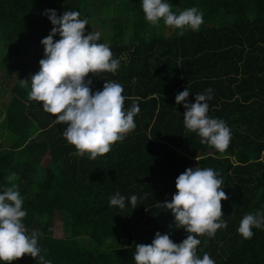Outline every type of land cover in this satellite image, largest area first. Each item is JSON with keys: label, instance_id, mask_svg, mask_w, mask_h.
Returning <instances> with one entry per match:
<instances>
[{"label": "trees", "instance_id": "1", "mask_svg": "<svg viewBox=\"0 0 264 264\" xmlns=\"http://www.w3.org/2000/svg\"><path fill=\"white\" fill-rule=\"evenodd\" d=\"M168 2L177 14L197 8L203 14L199 30L180 36L163 21L148 24L142 0L108 3L116 6L105 19L113 35L108 45L114 58L127 59L115 74L86 79L93 93L106 80L120 83L125 110L137 104L140 111L122 142L90 160L74 154L62 136L65 125H55L56 117L44 112L42 103L28 100L30 86L22 88L19 80L38 72L44 58L41 40L53 27L45 10L58 16L79 11L81 19L101 25L97 0H0V73L10 77L19 65L22 78L10 81L9 102L0 103V124L7 128L0 129V186H9L11 173L17 175L14 183L27 213L23 222L29 232L43 234L38 246L51 264H135V244H150L156 232L182 242L187 232L175 228L171 211L157 202H170L176 178L197 166L218 172L228 197L221 202L227 227L198 237L197 255L207 253L215 264H264V229L253 228L250 239L237 232L244 215L264 210V0ZM87 9L94 13L84 14ZM114 17L123 22L114 23ZM187 88V103L212 89L208 115L224 120L232 134L223 153L184 127L186 109L175 97ZM117 192L126 198L123 210L109 206ZM132 195L138 197L135 209ZM37 259L24 256L12 264H37Z\"/></svg>", "mask_w": 264, "mask_h": 264}, {"label": "clouds", "instance_id": "2", "mask_svg": "<svg viewBox=\"0 0 264 264\" xmlns=\"http://www.w3.org/2000/svg\"><path fill=\"white\" fill-rule=\"evenodd\" d=\"M142 11L146 22L152 26L163 25L179 30L178 35L191 29L198 31L203 23V14L195 7L172 11L168 0H142ZM53 25L51 32L41 40L44 58L39 60V71L30 79L20 81L22 88H28V100L42 103V110L55 116L54 124L65 125L62 136L75 148L78 157L87 156L95 160L111 151L112 145L122 142L135 127L134 117L140 109L137 104L125 110L126 97L123 86L115 81L106 80L103 89L93 93L89 74H115L120 67L122 55L114 58L111 48L100 43V35L91 32L85 35L86 19L80 12L65 11L58 16L56 10L47 9ZM59 35V39L54 37ZM190 92L187 89L176 95V104L183 103L184 127L200 137L206 144L219 153L230 145L231 129L219 118L209 117V104L212 89L195 95V103H187ZM9 186H0V262L12 264L13 261L31 256L38 258L37 264H51L41 255L38 246L43 235L38 230H29L24 224L27 213L23 210L24 200L19 192L17 175L6 177ZM223 180L211 167L187 168L175 180L176 192L171 201L157 202L174 216L175 228H183L187 237L175 243L169 234L155 233L150 244H135L133 259L135 264H215L209 254L202 258L197 255L201 241L198 237H213L217 230L227 227L223 220L222 201L228 197L222 187ZM129 203L133 209L138 206V197L132 195ZM110 207L123 210L126 198L119 192L109 201ZM253 228L264 229V210L243 216L237 232L244 239L253 236Z\"/></svg>", "mask_w": 264, "mask_h": 264}, {"label": "rangeland", "instance_id": "3", "mask_svg": "<svg viewBox=\"0 0 264 264\" xmlns=\"http://www.w3.org/2000/svg\"><path fill=\"white\" fill-rule=\"evenodd\" d=\"M106 1V4H102L101 0H97L98 4H99V20L101 19L103 21V23H101V25L99 23H94L95 21L93 20H90V19H87L88 21V25H86L85 27V31H86V35L87 34H90L92 31L93 32H96V33H99L100 35V40L99 42L100 43H110L112 38H113V35H112V29L110 26H107L105 24V19H107V17H110L108 15V12L111 13V16H112V11H113V8L116 9V6L113 5L112 7V4H109V1L108 0H105ZM95 5H97L95 3ZM98 6V5H97ZM94 13L91 11V9H87V10H84L83 13L86 14V13ZM101 16V17H100ZM114 20V23H117V22H123V19H118L117 17H114L113 18ZM167 35L169 34L167 31H164ZM39 52V51H38ZM32 54H38L36 51H32L31 52ZM13 65H15V61L12 62ZM19 65H17V68L15 67V71L12 73V75L10 77H8L6 74L4 73H0V103L4 104V103H8L9 102V98H8V95L7 97H5V95L7 94V92L9 93V89L11 88V83L10 81L12 79L11 82L15 81V78H19V79H22L21 77L18 76V74L16 73L17 72V69H18ZM35 73H33L32 75H34ZM17 82V80H16ZM16 82L14 83V85L16 84ZM13 85V86H14ZM5 115H2L1 116V120L4 121ZM0 129L1 130H6V126L4 124H0ZM56 231H57V234H55V236L57 237H60L62 236V229H61V226L59 225V223H56Z\"/></svg>", "mask_w": 264, "mask_h": 264}]
</instances>
